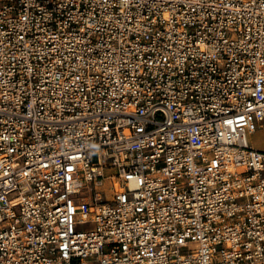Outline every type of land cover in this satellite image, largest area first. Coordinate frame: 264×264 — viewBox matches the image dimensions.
I'll return each instance as SVG.
<instances>
[{
    "label": "built area",
    "instance_id": "obj_1",
    "mask_svg": "<svg viewBox=\"0 0 264 264\" xmlns=\"http://www.w3.org/2000/svg\"><path fill=\"white\" fill-rule=\"evenodd\" d=\"M258 131L264 0H0V264H264Z\"/></svg>",
    "mask_w": 264,
    "mask_h": 264
},
{
    "label": "rangeland",
    "instance_id": "obj_2",
    "mask_svg": "<svg viewBox=\"0 0 264 264\" xmlns=\"http://www.w3.org/2000/svg\"><path fill=\"white\" fill-rule=\"evenodd\" d=\"M250 144L256 149L264 150V132L258 131L256 134L250 137ZM108 188L109 186L106 184L103 190L107 193Z\"/></svg>",
    "mask_w": 264,
    "mask_h": 264
}]
</instances>
